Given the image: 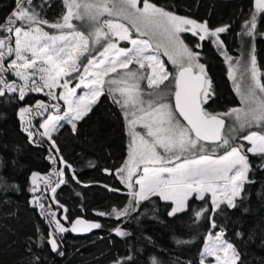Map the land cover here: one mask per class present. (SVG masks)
<instances>
[{
    "label": "snow or ice",
    "instance_id": "snow-or-ice-1",
    "mask_svg": "<svg viewBox=\"0 0 264 264\" xmlns=\"http://www.w3.org/2000/svg\"><path fill=\"white\" fill-rule=\"evenodd\" d=\"M46 3L13 0L12 10L0 18V98L12 94L23 102L29 93L47 97V101L18 110L29 143H47L48 159L71 169L55 134L65 125L75 134L78 123L107 96L119 107L127 128L126 158L115 175L128 189L130 199L125 206L98 214L119 221L156 197L169 203L167 215L174 217L193 211L191 200L203 201L193 211V222L207 214L213 231L199 253V264H244L241 251L226 238L213 214L239 207L246 195L245 185L255 183L249 173L257 167L264 170V79L254 43L243 60L234 59L220 38L230 25L212 29L206 21L178 16L151 0H63L65 12L56 22L41 14ZM262 17L264 0H254L242 37L254 41L257 35L264 36L257 30ZM185 32L199 41H211L224 54L242 107L223 113L207 110L212 83L200 63V53L182 39ZM199 47L197 43L195 48ZM161 48L175 66L174 72L160 58ZM250 156L259 163L254 165ZM64 177L61 168L47 177L31 173L30 191L41 195H34L30 204L40 208L49 225V231L38 239L59 256L64 255L61 234L102 227L80 218L71 221L64 214L67 209L55 198L57 189L67 183ZM73 179L80 183L75 175ZM0 185L7 187L2 175ZM49 189L51 196L44 194ZM44 200L51 203L45 206ZM114 232L129 235L119 227ZM40 261L35 256L30 264ZM112 264H132V257L117 258ZM148 264L162 261L153 256Z\"/></svg>",
    "mask_w": 264,
    "mask_h": 264
},
{
    "label": "trees",
    "instance_id": "trees-1",
    "mask_svg": "<svg viewBox=\"0 0 264 264\" xmlns=\"http://www.w3.org/2000/svg\"><path fill=\"white\" fill-rule=\"evenodd\" d=\"M34 2L41 4L42 0ZM151 2L178 16L206 21L212 29L230 25L227 32L220 34L227 54L237 56L242 44L246 48L253 42L257 67L264 79V36L257 35L252 41L241 35L244 21L254 10V0ZM13 7V0H0V18ZM64 12L63 0H47L41 10L50 22L58 21ZM257 30L264 33V17L258 18ZM196 43L207 50L206 55L200 56V63L205 65L213 90L205 107L210 112L221 113L237 106L225 63L216 48L209 40L199 41L198 37ZM37 101H47V97L44 93H29L23 102L15 100L12 94L0 98V162L3 164L0 175L7 181V187L0 185V264H30L35 256L41 258L40 264H112L113 260L128 256L132 257V264H148L153 256L162 264H199L206 235L213 231L207 214L193 222V211L203 206V201L191 200L193 211L174 217L167 215L169 203L156 197L151 198L152 202H144L138 212L119 221L98 214L125 206L130 199L128 191L114 175L126 157L124 122L119 108L107 96L101 97L89 116L78 123L75 134L66 127L55 134L64 160L71 165V169L62 168L67 183L57 189L55 198L67 209L64 214L69 220L82 218L100 223L102 227L84 237L61 234L63 256L39 241V236L49 231V225L40 208L30 204L34 195H41L30 191L31 173L47 177L60 165L48 159L47 143L42 146L29 143L22 131L18 110ZM250 161L254 165L259 163L257 157L250 156ZM249 176L255 183L245 185L246 195L239 207L213 215L218 227L225 230L226 238L241 251L244 264H264V170L254 168ZM40 187H44L42 182ZM49 190L44 194L48 196ZM44 203L47 206L51 202L44 200ZM117 227L129 235H116ZM177 240L187 243L177 244ZM37 243L41 247H36Z\"/></svg>",
    "mask_w": 264,
    "mask_h": 264
},
{
    "label": "rangeland",
    "instance_id": "rangeland-1",
    "mask_svg": "<svg viewBox=\"0 0 264 264\" xmlns=\"http://www.w3.org/2000/svg\"><path fill=\"white\" fill-rule=\"evenodd\" d=\"M120 22H123V23H127L126 21H120ZM77 24H78V26H80V22H76ZM52 30H54V29H52ZM56 30H54V32H55ZM133 35H135V32H134V30H133ZM181 37H182V39L184 40V42L187 44V45H189L190 47H193L194 48V50H195V45L197 44L196 43V36H193L192 34H191V32H185V33H181ZM207 40V39H206ZM205 40V41H206ZM210 43H211V41H210ZM213 44V43H212ZM214 45V47L216 48V50H217V52H218V54H219V56L221 57V59H223V61H224V63H225V66H226V69H227V76H228V79H229V81H230V85H231V89H232V92H233V94H234V96H235V98H236V101H237V106H234V107H242L243 105L241 104V102H240V97H239V95L236 93V91H235V86H234V83H233V80L232 79H230L229 78V74H228V70H229V65H228V62L225 60V56H224V54L218 49V47H217V45H215V44H213ZM252 45H253V42H250L249 43V45L246 47V48H244V45L242 44L241 45V49H240V52L238 53V55L237 56H232L234 59H236V58H240L241 60H243L246 56H247V53H248V51H249V49L252 47ZM121 46H125V47H130V45L129 44H127V42H121ZM163 48H161L160 49V51H159V55H160V58L165 62V64H166V66H167V68L169 69V71H172V72H174L175 71V66H173L172 64H171V62L170 61H168V58H167V56H165V55H163ZM195 51H198L199 53H200V56H203V54L204 55H206V52H207V50H204L203 49V47L201 48V47H199V48H196V50ZM231 56V55H230ZM166 84L168 83L167 81L165 82ZM118 107V106H117ZM119 108V107H118ZM231 108H233V107H231ZM231 108H229L228 110H230ZM120 110V109H119ZM227 111V110H226ZM225 112V111H224ZM221 113H223V112H221ZM122 116V115H121ZM122 119H123V117H122ZM230 119V118H229ZM123 122H124V131H125V136H126V153H127V146H128V143H129V137H128V135H127V128L125 127V121L123 120ZM65 127L66 128H68L69 130H70V126L69 125H65ZM64 127V128H65ZM71 131V130H70ZM126 158V157H125ZM60 165V168L62 169L64 166L63 165H61V164H59ZM121 166V165H120ZM119 166V167H120ZM118 167V168H119ZM114 175H115V171H114ZM115 177L117 178V180H118V182L121 184V186L123 187V189H127L126 188V186L124 185V184H122L121 183V181H120V179H119V177L117 176V175H115ZM128 190V189H127ZM48 196H51V192H50V190L48 191ZM50 202H51V200H50ZM53 208H55V206H53ZM62 211V210H61ZM63 223H65L64 221H62ZM207 236H208V234L206 235V238H207ZM206 242V239L204 240V243ZM204 243H203V245H204Z\"/></svg>",
    "mask_w": 264,
    "mask_h": 264
},
{
    "label": "water",
    "instance_id": "water-1",
    "mask_svg": "<svg viewBox=\"0 0 264 264\" xmlns=\"http://www.w3.org/2000/svg\"><path fill=\"white\" fill-rule=\"evenodd\" d=\"M182 119V118H181ZM77 218L73 219L72 221H75ZM82 219V218H80ZM84 220V219H82ZM86 222H93V221H90V220H84ZM66 227H70V225L66 224ZM95 231V229L91 230V231H82V232H72V231H68L64 234H69L73 237H84V236H87V235H90L92 234L93 232Z\"/></svg>",
    "mask_w": 264,
    "mask_h": 264
},
{
    "label": "crops",
    "instance_id": "crops-1",
    "mask_svg": "<svg viewBox=\"0 0 264 264\" xmlns=\"http://www.w3.org/2000/svg\"><path fill=\"white\" fill-rule=\"evenodd\" d=\"M124 190H127V189H124ZM128 191V190H127ZM160 200V199H159ZM160 201H162V200H160ZM164 202V201H163ZM168 203V202H167ZM206 239V238H205Z\"/></svg>",
    "mask_w": 264,
    "mask_h": 264
}]
</instances>
